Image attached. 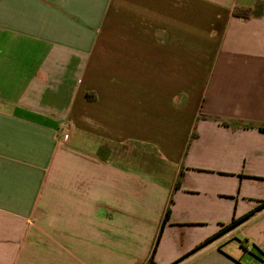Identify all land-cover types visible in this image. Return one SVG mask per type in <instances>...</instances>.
I'll use <instances>...</instances> for the list:
<instances>
[{
    "label": "crops",
    "instance_id": "obj_1",
    "mask_svg": "<svg viewBox=\"0 0 264 264\" xmlns=\"http://www.w3.org/2000/svg\"><path fill=\"white\" fill-rule=\"evenodd\" d=\"M262 128L264 0H0V264H264Z\"/></svg>",
    "mask_w": 264,
    "mask_h": 264
},
{
    "label": "trees",
    "instance_id": "obj_2",
    "mask_svg": "<svg viewBox=\"0 0 264 264\" xmlns=\"http://www.w3.org/2000/svg\"><path fill=\"white\" fill-rule=\"evenodd\" d=\"M245 13H247V14H245ZM234 15L236 16V17H247V15H248V12L247 11H244V10H242V9H236L235 11H234ZM263 130H264V128H262ZM194 136V135H193ZM169 213H170V211H168L167 212V215H166V218H165V222L168 220V218H169ZM253 213H251V214H249V215H247V216H245V217H243V218H241V219H238V220H235V221H233V223H231L229 226H228V229H231V228H234V227H236L238 224H240L241 222H243L245 219H247V218H249L251 215H252ZM159 240H160V236H159V238H158V241H157V243H156V245H155V247H154V249H153V252H152V255H151V257H150V260L147 262V264H157L156 263V261H155V253H156V250H157V246H158V242H159ZM212 239H209L207 242H209V241H211Z\"/></svg>",
    "mask_w": 264,
    "mask_h": 264
}]
</instances>
